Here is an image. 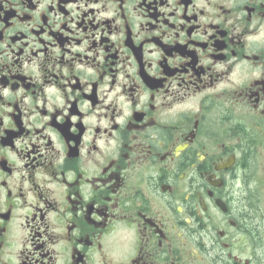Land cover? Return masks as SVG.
<instances>
[{"label":"flooded vegetation","instance_id":"af4514ba","mask_svg":"<svg viewBox=\"0 0 264 264\" xmlns=\"http://www.w3.org/2000/svg\"><path fill=\"white\" fill-rule=\"evenodd\" d=\"M0 264H264V0H0Z\"/></svg>","mask_w":264,"mask_h":264}]
</instances>
